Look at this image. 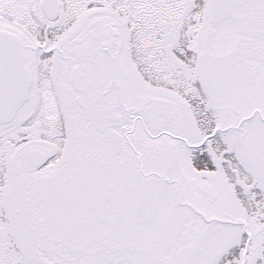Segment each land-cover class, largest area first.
Instances as JSON below:
<instances>
[{
	"label": "snow or ice",
	"instance_id": "1",
	"mask_svg": "<svg viewBox=\"0 0 264 264\" xmlns=\"http://www.w3.org/2000/svg\"><path fill=\"white\" fill-rule=\"evenodd\" d=\"M0 264H264V0H0Z\"/></svg>",
	"mask_w": 264,
	"mask_h": 264
}]
</instances>
